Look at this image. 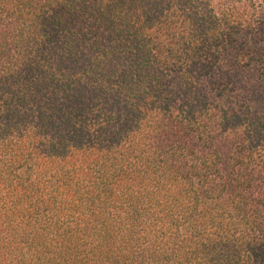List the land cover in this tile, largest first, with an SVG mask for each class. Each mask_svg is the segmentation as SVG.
Segmentation results:
<instances>
[{
	"label": "trees",
	"instance_id": "obj_1",
	"mask_svg": "<svg viewBox=\"0 0 264 264\" xmlns=\"http://www.w3.org/2000/svg\"><path fill=\"white\" fill-rule=\"evenodd\" d=\"M0 264H264V0H0Z\"/></svg>",
	"mask_w": 264,
	"mask_h": 264
}]
</instances>
